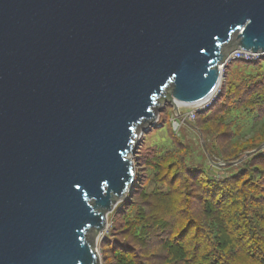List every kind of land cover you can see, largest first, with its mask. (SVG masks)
Returning <instances> with one entry per match:
<instances>
[{
    "label": "water",
    "instance_id": "1",
    "mask_svg": "<svg viewBox=\"0 0 264 264\" xmlns=\"http://www.w3.org/2000/svg\"><path fill=\"white\" fill-rule=\"evenodd\" d=\"M237 48L264 0H0V264H102L141 137Z\"/></svg>",
    "mask_w": 264,
    "mask_h": 264
},
{
    "label": "trees",
    "instance_id": "2",
    "mask_svg": "<svg viewBox=\"0 0 264 264\" xmlns=\"http://www.w3.org/2000/svg\"><path fill=\"white\" fill-rule=\"evenodd\" d=\"M185 123L199 143L171 121L143 135L102 264H264V58L227 64L212 105Z\"/></svg>",
    "mask_w": 264,
    "mask_h": 264
},
{
    "label": "built area",
    "instance_id": "3",
    "mask_svg": "<svg viewBox=\"0 0 264 264\" xmlns=\"http://www.w3.org/2000/svg\"><path fill=\"white\" fill-rule=\"evenodd\" d=\"M261 58H264V51L254 52L250 50H243V49L237 48L234 51H232L229 55L226 56L223 64L220 66V71L223 74V70L225 66L229 64L230 62L237 60V59L246 60V61H255ZM221 79H222V76H221ZM219 89H220V84L218 88L211 95L204 98L203 100L190 104V105H179V107L180 106L187 107V110L182 113V111L180 110L181 107L179 108L180 116H182V118L176 112L173 113V117L171 119L172 129L176 133H178L183 123L185 122L193 123L195 121V116L197 113H199L202 110L208 109L212 105ZM157 122H158V119L154 122V126L158 124ZM210 163L212 165H210ZM210 163H209V166L211 169L210 170L211 174L216 177H221L223 174L221 168L225 165L224 162L218 160V162L216 163L214 162H210ZM213 168L217 169L216 173H212ZM107 228L108 227L106 226V228L98 235L97 244L95 248L98 254L100 253V246L98 242L101 241V239H103L104 234L106 233V231H108Z\"/></svg>",
    "mask_w": 264,
    "mask_h": 264
},
{
    "label": "rangeland",
    "instance_id": "4",
    "mask_svg": "<svg viewBox=\"0 0 264 264\" xmlns=\"http://www.w3.org/2000/svg\"><path fill=\"white\" fill-rule=\"evenodd\" d=\"M180 107H181V106H180ZM180 107H179V108H180ZM180 110H181L182 113H183L184 111L187 110V107L182 106V107L180 108ZM173 113H174V110L172 109L171 105H169V104L165 105V106L162 108V110L159 112V115H158V122H157V123L162 124L163 129H165L166 126L169 125V123H170V121H171V119H172V117H173ZM154 131H155V132H160V129L155 128ZM155 134H156V133H155ZM177 134H178V136H185L186 139H188V140H192V141L197 142V143H199V142L201 141V138H200L198 132H196V131H195L191 126H189L187 123H183V124L181 125L180 130H179V132H178ZM144 135H146V133H145ZM142 137H143V136H142ZM142 137H141V139H142ZM141 139H140V142H141ZM138 147H139V146H138ZM137 149H138V148H137ZM135 155H136V152H135ZM135 155H134V156L131 155L133 161H134V157H135ZM209 163H210V162H209ZM210 165H212V164L210 163ZM218 171H219V170H218ZM216 172H217V169H216V168H213L212 173H216ZM219 172H220V171H219ZM222 172H223V171H222ZM106 226L108 227V228H107V230H108L109 227H110V221L108 220V217H107V225H106ZM106 232H107V231H106ZM98 243H99V245H100V241H99ZM99 256L101 257V253H99ZM101 261H102V257H101Z\"/></svg>",
    "mask_w": 264,
    "mask_h": 264
}]
</instances>
